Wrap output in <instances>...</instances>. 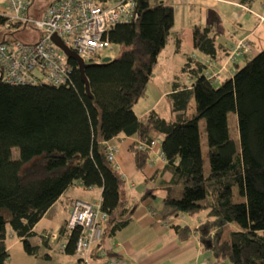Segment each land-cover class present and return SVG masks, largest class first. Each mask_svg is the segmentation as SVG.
<instances>
[{
    "label": "trees",
    "instance_id": "obj_1",
    "mask_svg": "<svg viewBox=\"0 0 264 264\" xmlns=\"http://www.w3.org/2000/svg\"><path fill=\"white\" fill-rule=\"evenodd\" d=\"M255 0H241L250 5ZM264 1V0H263ZM138 18L110 30L108 39L121 47L106 64L85 70L92 97L86 93L77 64L69 86L12 85L0 78V264L9 259L7 226L22 239L27 254L46 212L76 183L102 189L101 211L108 217L104 235L114 236L133 220L121 201L124 184L106 154V142L137 136L150 144L161 135L167 161L161 184L170 214L207 211L199 228L205 248L218 263L264 264V51L234 64L233 76L210 80L208 64L188 56L166 97L172 118L155 110L140 118L138 102L147 96L154 69L172 36L174 7L138 0ZM7 18L0 16V28ZM5 33L0 36H12ZM193 48L215 62L230 50L217 41L213 25L193 30ZM223 59V60H224ZM101 60V59H100ZM95 63V64H94ZM198 108L188 113L196 95ZM200 100V104L198 102ZM238 119L240 148L230 136L229 115ZM208 137L209 172L205 170L200 121ZM19 151L14 159L13 151ZM135 164L144 170L150 150L131 147ZM180 242L192 236L189 226L175 228ZM65 252L75 255L77 231H68Z\"/></svg>",
    "mask_w": 264,
    "mask_h": 264
},
{
    "label": "crops",
    "instance_id": "obj_2",
    "mask_svg": "<svg viewBox=\"0 0 264 264\" xmlns=\"http://www.w3.org/2000/svg\"><path fill=\"white\" fill-rule=\"evenodd\" d=\"M155 3H169L174 7L175 25L148 84L145 98L153 94L155 101L152 105L143 106L139 114L136 109L140 103L135 106V112L140 118L153 110L162 117L159 109L163 100L172 93L171 83L177 78L182 83L189 81L186 75L180 74L188 56L207 64L212 62L207 56L194 50V28H204L212 24L218 43L227 50H230L238 40L247 38L252 47L249 57L264 51V47L260 49L261 47H257L253 40L257 29L264 26L263 0H255L250 5L242 4L241 0H154L153 4ZM227 7L236 9L237 18L232 25L226 27L229 16ZM256 8L260 12L255 11ZM243 15L247 16V20L241 21L240 17ZM252 26L254 31L250 33ZM184 43H186V51L183 48ZM166 49L170 50L162 58ZM202 57L207 61L202 60ZM246 58L240 59L238 63L243 64ZM223 59L222 57L212 62L214 71L220 72L222 67L226 66V59ZM228 67V71L220 72L222 80L233 76L235 72L234 66L228 65ZM200 96L201 94L196 95V99L192 102L193 104L196 101L193 104L195 108L198 106L197 99ZM169 111L171 112L170 106ZM155 137L154 139L162 140L161 135ZM110 143L118 147L114 165L124 180L121 201L125 208L132 210L133 220L114 236L103 237L101 244L92 250L91 263L103 264L109 259H118L123 264H211L206 252L210 254L212 252L205 248L198 231L208 220L207 211L197 213V215L205 213V217L198 225L191 227L186 217L196 214H170L171 210L164 204L165 195L161 190V184L169 182L172 175L162 172L167 161L158 158V154L162 152L161 143L150 152L149 162L144 170L137 168L131 150L133 145L137 146L140 143L137 136H118ZM101 198L102 189L99 188L87 189L79 183L68 188L34 229L35 235L30 239V243L39 248L37 256L27 254L22 239L10 226H7L6 244L9 259L5 264H81L75 255H68L61 249L63 245H67L69 239L66 223L72 202L82 200L99 203ZM178 226L190 227L192 236L188 241H179L175 230Z\"/></svg>",
    "mask_w": 264,
    "mask_h": 264
},
{
    "label": "built area",
    "instance_id": "obj_3",
    "mask_svg": "<svg viewBox=\"0 0 264 264\" xmlns=\"http://www.w3.org/2000/svg\"><path fill=\"white\" fill-rule=\"evenodd\" d=\"M35 2L0 0V16L7 18L2 27L4 31L18 32L30 25L39 32L38 40L33 43H24L10 35L0 41V78L8 84L71 85L73 66L64 51L55 44L53 36L60 38L87 64L95 59H112L116 45L108 39L110 30L119 24L131 23L139 16L138 0H53L40 16L33 17L31 12ZM251 53L247 38H242L231 48L226 65H234ZM220 72L214 71L212 62L208 63L206 75L210 80L217 81ZM160 143L156 139L150 144L140 142L138 146L151 152ZM105 146L108 160L115 164L118 148L110 142ZM158 158L165 160L163 152L158 154ZM107 217L101 211L100 202H72L66 230L78 233L75 256L81 264H92V250L103 240L102 223ZM61 249L65 251L66 246ZM103 264L123 263L109 259Z\"/></svg>",
    "mask_w": 264,
    "mask_h": 264
},
{
    "label": "rangeland",
    "instance_id": "obj_4",
    "mask_svg": "<svg viewBox=\"0 0 264 264\" xmlns=\"http://www.w3.org/2000/svg\"><path fill=\"white\" fill-rule=\"evenodd\" d=\"M52 1L53 0H36L34 6L32 8L31 16L38 17L40 12H43L49 6V4ZM152 1H154V0H152ZM227 8L229 10V16L227 17V20H226V27L229 25H232L233 21H236V18H237V16L235 15L236 9H233L231 7H227ZM255 11H258L257 8L255 9ZM258 12H260V11H258ZM240 18H241V21L247 20L246 15H243ZM253 31H254V27L252 26L250 33ZM6 32L7 31H4V29L0 28V36H2V34H5ZM7 33L12 34L11 32H7ZM10 37L13 39H17L19 41H22L24 43H33V42L38 40L39 32L37 30H35V28H33L32 26L29 25L26 29L18 31ZM253 40H254L257 47H261L260 49H263V47H264V26L259 27V29H257V31L254 33ZM183 48H184V51H186V43H184ZM257 49H259V48H257ZM168 50H170V49H166V51H164L162 58H164L166 56ZM120 51H121V47L115 46L111 56L112 57L118 56ZM202 60H204L205 62L207 61L205 57H202ZM100 61L102 62V60H100V59H95L94 62L99 63ZM162 66H163V62H162ZM228 69H229V67H228V65H226L224 70L228 71ZM154 101H155V98H154L153 94L148 98L141 99L138 102V104L140 103V105L136 109L137 113L138 114L141 113V108L143 106L152 105V103ZM198 102L200 104V100H198ZM194 103H196V101ZM193 104H191L188 113L195 112L196 109L198 108V107L195 108V105H193ZM159 111H160V114L162 115L163 118H165L167 120L171 119L172 115H171V112L169 111V103L166 99L163 100V103H162ZM228 120H229L228 122H229L230 136L234 140V142L236 143L237 148H240V134H239V130H238L237 115L235 113H231L229 115ZM199 126H200L201 140H202V151H203V157H204V163H205V170H206V172H209L208 137H207V132H206L205 120H201ZM13 156H14V159L19 158V151L17 149H14ZM204 217H205V213L198 214V215L196 214L195 216H187L186 218H187V223L190 224L191 227H195L196 225H198L200 223V221L202 219H204ZM206 256L208 257L211 264H218L217 261H215L216 259H214V257L212 256V254L206 252ZM220 264H232V263L229 260H225V261L221 262Z\"/></svg>",
    "mask_w": 264,
    "mask_h": 264
},
{
    "label": "water",
    "instance_id": "obj_5",
    "mask_svg": "<svg viewBox=\"0 0 264 264\" xmlns=\"http://www.w3.org/2000/svg\"><path fill=\"white\" fill-rule=\"evenodd\" d=\"M53 40L55 42V44L61 49L64 51V53L67 55V57L74 61L76 64H77V68L80 72V75H81V79L82 81L84 82L85 84V88H86V93L92 97V94H91V88H90V84H89V81H88V78L85 74V70L91 66L92 64H87L85 63L73 50H71L70 48H68L64 43L63 41L58 38L56 35L53 36ZM111 61V58L107 57V58H104L103 61H102V64H106L108 62Z\"/></svg>",
    "mask_w": 264,
    "mask_h": 264
},
{
    "label": "bare ground",
    "instance_id": "obj_6",
    "mask_svg": "<svg viewBox=\"0 0 264 264\" xmlns=\"http://www.w3.org/2000/svg\"><path fill=\"white\" fill-rule=\"evenodd\" d=\"M95 64V63H94ZM92 94V93H91ZM117 147V146H116ZM118 148V147H117Z\"/></svg>",
    "mask_w": 264,
    "mask_h": 264
}]
</instances>
